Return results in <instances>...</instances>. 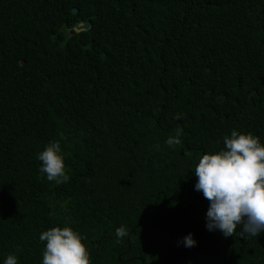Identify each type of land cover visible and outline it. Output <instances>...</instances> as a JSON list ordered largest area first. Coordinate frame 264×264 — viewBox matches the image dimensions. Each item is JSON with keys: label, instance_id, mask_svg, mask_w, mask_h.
Returning <instances> with one entry per match:
<instances>
[{"label": "trees", "instance_id": "1", "mask_svg": "<svg viewBox=\"0 0 264 264\" xmlns=\"http://www.w3.org/2000/svg\"><path fill=\"white\" fill-rule=\"evenodd\" d=\"M233 130L264 145V0H0V264H42L54 227L91 264H264V232L210 231L195 190Z\"/></svg>", "mask_w": 264, "mask_h": 264}, {"label": "clouds", "instance_id": "2", "mask_svg": "<svg viewBox=\"0 0 264 264\" xmlns=\"http://www.w3.org/2000/svg\"><path fill=\"white\" fill-rule=\"evenodd\" d=\"M175 119H182V114L177 113ZM181 134L177 127L166 144L181 145ZM224 145L217 153L204 154L194 169L195 190L209 201L206 227L218 229L225 237L234 236L238 228L242 238L259 236L264 232V145L252 133L236 130L224 137ZM60 153V143L50 142L37 155L42 162L39 172L58 185L69 180ZM129 235L124 226L116 228V243ZM39 239L46 242L42 264H91L84 238L71 227L51 228ZM183 243L186 247L196 245L192 234L184 237ZM4 264H18L17 257L8 255Z\"/></svg>", "mask_w": 264, "mask_h": 264}, {"label": "water", "instance_id": "3", "mask_svg": "<svg viewBox=\"0 0 264 264\" xmlns=\"http://www.w3.org/2000/svg\"><path fill=\"white\" fill-rule=\"evenodd\" d=\"M71 13L75 14L76 13V9H72ZM88 28H89V23L85 22V23H82V24L74 25L72 29L75 30L76 32H80V31H86Z\"/></svg>", "mask_w": 264, "mask_h": 264}, {"label": "rangeland", "instance_id": "4", "mask_svg": "<svg viewBox=\"0 0 264 264\" xmlns=\"http://www.w3.org/2000/svg\"><path fill=\"white\" fill-rule=\"evenodd\" d=\"M75 31V30H74ZM76 32V31H75Z\"/></svg>", "mask_w": 264, "mask_h": 264}]
</instances>
